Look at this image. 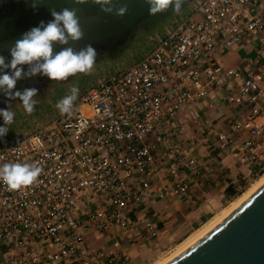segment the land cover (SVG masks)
Returning a JSON list of instances; mask_svg holds the SVG:
<instances>
[{
	"label": "built area",
	"instance_id": "built-area-1",
	"mask_svg": "<svg viewBox=\"0 0 264 264\" xmlns=\"http://www.w3.org/2000/svg\"><path fill=\"white\" fill-rule=\"evenodd\" d=\"M182 11L71 115L0 149V165L42 168L18 190L0 182V264H148L190 232L158 202L202 203L194 228L264 174V0Z\"/></svg>",
	"mask_w": 264,
	"mask_h": 264
},
{
	"label": "water",
	"instance_id": "water-1",
	"mask_svg": "<svg viewBox=\"0 0 264 264\" xmlns=\"http://www.w3.org/2000/svg\"><path fill=\"white\" fill-rule=\"evenodd\" d=\"M124 4L128 12L124 16L105 13L94 0L78 4L75 0H40L33 7V0H0V56L11 60L10 49L24 33L41 21L47 23L53 17L50 9L60 11L75 8L84 32L81 40L70 45L76 50L107 38L118 37V44L127 41L129 35L151 17L145 0H113L118 8ZM11 69L0 70V75ZM168 264H264V185L246 202L213 228L202 239Z\"/></svg>",
	"mask_w": 264,
	"mask_h": 264
},
{
	"label": "clouds",
	"instance_id": "clouds-1",
	"mask_svg": "<svg viewBox=\"0 0 264 264\" xmlns=\"http://www.w3.org/2000/svg\"><path fill=\"white\" fill-rule=\"evenodd\" d=\"M40 0H33L35 8ZM83 4L86 0H75ZM95 4L101 6L105 13L124 16L128 12L127 4L118 8L113 6V0H94ZM150 15L167 11L170 7L179 13L184 0H145ZM53 19L47 23L41 21L36 27L24 33L16 40L10 49L11 60L5 62V57L0 56V70L11 69L0 75V91L10 99L18 98L26 114L31 115L38 103V89L25 88L23 91H13L19 79L31 78L36 75L47 76L52 81H64L70 76L77 74H91L97 61V51L87 44L79 50L71 46L54 50V45H70L83 38L84 32L79 23L76 9L67 7L56 11L50 9ZM23 65H28L25 72ZM79 95V88L73 85L70 94L65 95L55 105L61 115H71L74 102ZM0 116L3 117L4 125L0 126V137L7 134L9 125L14 122L15 113L8 106L0 109ZM42 168L35 163H4L0 165V182H3L11 190H18L22 187L32 185L41 175Z\"/></svg>",
	"mask_w": 264,
	"mask_h": 264
},
{
	"label": "rangeland",
	"instance_id": "rangeland-1",
	"mask_svg": "<svg viewBox=\"0 0 264 264\" xmlns=\"http://www.w3.org/2000/svg\"><path fill=\"white\" fill-rule=\"evenodd\" d=\"M191 1L193 0H190L183 5L179 13L174 12L173 8L170 7L167 11L157 13V16L154 15L152 19L154 20L157 18L154 22H152L153 20L150 18L142 22L133 31V34L129 38L128 42L119 50V52L103 54V56L96 61L91 74H77L68 81H58L55 83L50 81L47 83L43 89L38 91V96L34 98L38 101V103L35 106V111L31 115L25 113L20 100L12 102L9 107L15 113L14 122L8 126L9 130L7 134L0 137V149L20 136L35 130V128L44 120L53 119L58 116L60 112L55 105L65 95L70 94V89L73 85L79 88V98L88 89V87L97 80L98 77L104 76L115 70L131 66L138 62L145 55L146 51L150 49L152 43L159 38V35H164L166 30L182 17L184 13L182 9H186V7L190 5ZM148 23H152L153 26L150 30H148V26H146ZM226 191L228 193V189H226L225 192ZM221 192H223V189L218 190L219 194H221ZM232 195L233 194H231L230 197L228 196L227 198H223L221 201L222 208L238 196H233L232 198ZM222 208H219L218 212L222 210ZM217 213L210 216L198 226L190 228V232H188V234L181 240L176 241L171 250L162 254L159 258H156V260H151L148 264H154L156 261L166 257L190 234L202 228L210 220L214 219Z\"/></svg>",
	"mask_w": 264,
	"mask_h": 264
},
{
	"label": "bare ground",
	"instance_id": "bare-ground-1",
	"mask_svg": "<svg viewBox=\"0 0 264 264\" xmlns=\"http://www.w3.org/2000/svg\"><path fill=\"white\" fill-rule=\"evenodd\" d=\"M264 185V174L256 179L252 184L235 199L230 201L222 210H220L214 219L210 220L202 228L190 234L181 243H179L170 254H168L163 259L156 261L154 264H168L178 256L183 254L192 245L202 239L206 234H208L213 228L225 220L230 214H232L236 209H238L244 202H246L256 191H258Z\"/></svg>",
	"mask_w": 264,
	"mask_h": 264
},
{
	"label": "flooded vegetation",
	"instance_id": "flooded-vegetation-1",
	"mask_svg": "<svg viewBox=\"0 0 264 264\" xmlns=\"http://www.w3.org/2000/svg\"><path fill=\"white\" fill-rule=\"evenodd\" d=\"M154 15H152L151 17H149L151 20H153ZM157 16V15H156ZM160 17V16H159ZM157 19V18H155ZM154 19V20H155ZM148 20V19H146ZM144 20V21H146ZM154 20L152 22H154ZM143 21V22H144ZM146 26H148V30H150L151 28H153L152 23L151 24H147ZM133 34V32L129 35L127 41L123 44H118L119 38L118 37H111V38H107L104 41H100L97 43V47L95 48L97 51V60L99 58H101L103 56V54L106 53H117L119 52V50L128 42L129 38L131 37V35ZM60 46L54 45V50L58 51L60 50ZM24 71L26 72L28 70V65H23L22 66ZM71 78H73V76H70L67 80L64 81H68ZM55 83L58 81H52L51 79H49L47 76H43V75H36L34 77L31 78H24V79H19L15 85V89L13 91L19 90V91H23L25 88H36L38 89V91L40 89H43L47 83L49 82ZM62 81V82H64ZM19 100L18 98L16 99H10L8 96H6L3 91H0V109L2 108H7L12 102ZM3 125V117L0 116V126Z\"/></svg>",
	"mask_w": 264,
	"mask_h": 264
},
{
	"label": "crops",
	"instance_id": "crops-1",
	"mask_svg": "<svg viewBox=\"0 0 264 264\" xmlns=\"http://www.w3.org/2000/svg\"><path fill=\"white\" fill-rule=\"evenodd\" d=\"M200 204L202 203L192 200L191 197H185L173 203L164 201L158 202L157 209L160 211L162 217H171V225H169V227L175 232L174 235H179L182 229L188 230L193 227L197 219L196 217L200 214V210H204L199 206ZM203 205H205V203H203ZM212 207H216V203H213ZM208 208L210 209L211 207ZM205 209H207V207H205Z\"/></svg>",
	"mask_w": 264,
	"mask_h": 264
},
{
	"label": "trees",
	"instance_id": "trees-1",
	"mask_svg": "<svg viewBox=\"0 0 264 264\" xmlns=\"http://www.w3.org/2000/svg\"><path fill=\"white\" fill-rule=\"evenodd\" d=\"M189 1H190V0H184L183 5H185V4H186L187 2H189ZM183 5H182V6H183ZM228 191H229V192H232V190H230V189H229Z\"/></svg>",
	"mask_w": 264,
	"mask_h": 264
}]
</instances>
